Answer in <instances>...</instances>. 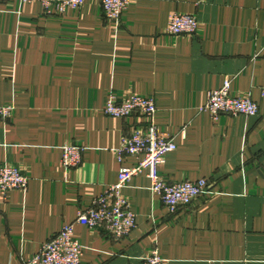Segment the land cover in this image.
Wrapping results in <instances>:
<instances>
[{"label":"crops","instance_id":"1","mask_svg":"<svg viewBox=\"0 0 264 264\" xmlns=\"http://www.w3.org/2000/svg\"><path fill=\"white\" fill-rule=\"evenodd\" d=\"M194 15L193 34L166 32L172 13ZM229 79L253 116L199 109ZM109 94L153 97L158 128L176 149L159 173L169 183L206 179V191L170 213L144 173L123 188L136 227L123 238L74 226L80 264H264V0H131L118 22L99 0L44 13L39 2L0 0V164L29 178L0 196V264H22L117 179L122 135L141 121L103 112ZM84 147L65 169L62 147ZM127 166L136 163L125 157Z\"/></svg>","mask_w":264,"mask_h":264},{"label":"built area","instance_id":"2","mask_svg":"<svg viewBox=\"0 0 264 264\" xmlns=\"http://www.w3.org/2000/svg\"><path fill=\"white\" fill-rule=\"evenodd\" d=\"M22 3L39 2L45 14H62L67 9L80 8L85 0H19ZM131 0H99L107 20L118 22ZM198 29L194 15L175 12L168 19L166 32L171 35L193 34ZM229 79L222 86L207 93L206 103L199 109L207 111L213 119L221 114L253 116L259 106L249 96H233L230 93ZM13 112L9 104L0 103V120H7ZM106 115L124 118L139 115L141 121L128 135H122L116 158L119 163L117 179L107 185L96 196L90 207L79 209L75 219L66 223L51 239L44 242L38 252L22 264H80L82 247L75 237L74 226L82 225L89 229H103L113 238H123L136 227V214L130 209L122 188L136 175L144 173L150 181V190L166 206L170 213L186 208L208 186L206 179L167 182L159 173V166L165 155L176 149L172 136L161 131L155 124L156 105L153 97L130 94L118 98L109 94L103 106ZM84 147L66 143L62 147L61 164L65 169H75L83 159ZM125 157H134L136 163L127 166ZM28 176L18 167L7 163L0 164V196L4 199L11 190H25ZM141 264H166L154 249Z\"/></svg>","mask_w":264,"mask_h":264}]
</instances>
